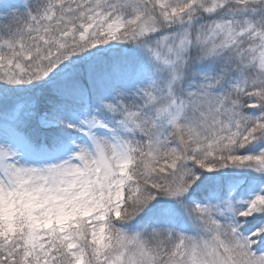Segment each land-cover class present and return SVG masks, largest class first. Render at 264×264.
<instances>
[{
    "label": "snow or ice",
    "instance_id": "1",
    "mask_svg": "<svg viewBox=\"0 0 264 264\" xmlns=\"http://www.w3.org/2000/svg\"><path fill=\"white\" fill-rule=\"evenodd\" d=\"M0 264H264V0H0Z\"/></svg>",
    "mask_w": 264,
    "mask_h": 264
}]
</instances>
